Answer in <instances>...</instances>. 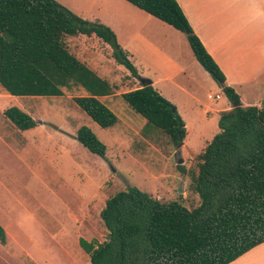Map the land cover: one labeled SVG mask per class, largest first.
<instances>
[{
    "label": "trees",
    "instance_id": "16d2710c",
    "mask_svg": "<svg viewBox=\"0 0 264 264\" xmlns=\"http://www.w3.org/2000/svg\"><path fill=\"white\" fill-rule=\"evenodd\" d=\"M186 36L195 60L219 85L231 108L219 114V132L198 156L192 187L200 205L162 203L135 187L106 200L99 216L107 231L87 250L90 264H230L264 243V100L242 106L238 94L194 34L176 0H124ZM83 36L139 79L136 68L108 27L71 13L54 0H0V87L11 97H60L80 88L75 105L100 128L118 123L100 100L115 87L73 55L65 38ZM145 120V130L165 134L175 149L187 135L175 107L151 85L122 93ZM18 130L37 123L17 107L3 112ZM75 140L104 158L106 147L85 126ZM184 173V170L181 169ZM7 241L0 225V245Z\"/></svg>",
    "mask_w": 264,
    "mask_h": 264
},
{
    "label": "rangeland",
    "instance_id": "374dc122",
    "mask_svg": "<svg viewBox=\"0 0 264 264\" xmlns=\"http://www.w3.org/2000/svg\"><path fill=\"white\" fill-rule=\"evenodd\" d=\"M65 43L78 59L102 64L114 95L140 87L94 41L79 36L65 38ZM187 68L190 80L179 82L183 90L166 83L157 86L188 125L179 149L161 131L145 130L144 119L121 98V109L112 110L121 122L103 129L73 102L85 96L80 88L42 98L11 97L0 87V225L7 235L6 244L0 245V264H90L87 250L107 235L99 213L106 200L127 187L162 203L179 202L188 210L200 205L191 177L197 174L198 156L219 132L218 111L231 104L202 67ZM260 77L237 89L244 104L264 100V75ZM13 106L39 122L37 127L18 130L3 115ZM82 126L104 144V158L75 140ZM251 256L264 260V246L245 258Z\"/></svg>",
    "mask_w": 264,
    "mask_h": 264
},
{
    "label": "crops",
    "instance_id": "0c3cea01",
    "mask_svg": "<svg viewBox=\"0 0 264 264\" xmlns=\"http://www.w3.org/2000/svg\"><path fill=\"white\" fill-rule=\"evenodd\" d=\"M54 1L85 21L102 24L111 29L138 75L149 79L161 96L164 93L157 89L158 85L166 83L183 90L179 82L184 78L186 81L190 80L187 66L200 70L201 66L195 60L183 33L124 0ZM176 2L194 34L225 75L226 84L238 94L241 105L260 107L261 102L244 104L237 89L260 80V76L264 75V0H176ZM92 53L94 56H102L98 52ZM80 61L100 78L107 80L103 69L100 68L102 64H93L88 59ZM118 98L121 97L110 95L100 97L99 100L111 111L118 112L122 107L117 101ZM230 108L231 105L218 113ZM35 122L38 125L39 122ZM118 122H121L120 118ZM184 124L188 134V125L185 122ZM263 246L264 243L230 264H264V260L254 259L253 256L245 258Z\"/></svg>",
    "mask_w": 264,
    "mask_h": 264
},
{
    "label": "water",
    "instance_id": "95a60500",
    "mask_svg": "<svg viewBox=\"0 0 264 264\" xmlns=\"http://www.w3.org/2000/svg\"><path fill=\"white\" fill-rule=\"evenodd\" d=\"M139 80V82L143 85V86H149V85H151V81L149 80V79H145V78H139L138 79ZM179 149V148H178ZM178 155H179V153H177ZM183 162V160H179L178 161V164H181ZM179 191H181V190H179Z\"/></svg>",
    "mask_w": 264,
    "mask_h": 264
},
{
    "label": "built area",
    "instance_id": "2783aa9c",
    "mask_svg": "<svg viewBox=\"0 0 264 264\" xmlns=\"http://www.w3.org/2000/svg\"><path fill=\"white\" fill-rule=\"evenodd\" d=\"M217 98H219V97L217 96Z\"/></svg>",
    "mask_w": 264,
    "mask_h": 264
}]
</instances>
